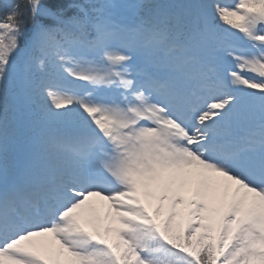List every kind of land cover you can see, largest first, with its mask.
<instances>
[{
  "label": "snow or ice",
  "instance_id": "obj_1",
  "mask_svg": "<svg viewBox=\"0 0 264 264\" xmlns=\"http://www.w3.org/2000/svg\"><path fill=\"white\" fill-rule=\"evenodd\" d=\"M0 264H264V0H0Z\"/></svg>",
  "mask_w": 264,
  "mask_h": 264
}]
</instances>
